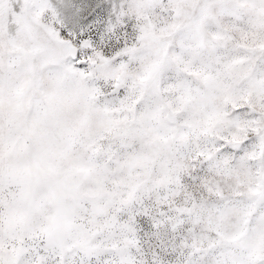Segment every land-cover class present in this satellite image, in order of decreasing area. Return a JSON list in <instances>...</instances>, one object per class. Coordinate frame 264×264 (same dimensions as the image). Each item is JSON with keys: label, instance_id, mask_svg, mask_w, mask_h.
Wrapping results in <instances>:
<instances>
[{"label": "snow or ice", "instance_id": "6c2138e0", "mask_svg": "<svg viewBox=\"0 0 264 264\" xmlns=\"http://www.w3.org/2000/svg\"><path fill=\"white\" fill-rule=\"evenodd\" d=\"M0 264H264V0H0Z\"/></svg>", "mask_w": 264, "mask_h": 264}]
</instances>
